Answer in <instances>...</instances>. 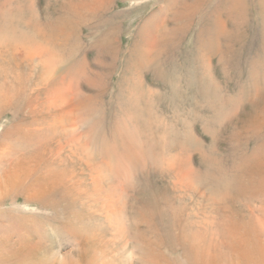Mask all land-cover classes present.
Wrapping results in <instances>:
<instances>
[{
  "label": "rangeland",
  "instance_id": "obj_1",
  "mask_svg": "<svg viewBox=\"0 0 264 264\" xmlns=\"http://www.w3.org/2000/svg\"><path fill=\"white\" fill-rule=\"evenodd\" d=\"M72 1L0 0V264H264V0Z\"/></svg>",
  "mask_w": 264,
  "mask_h": 264
},
{
  "label": "bare ground",
  "instance_id": "obj_2",
  "mask_svg": "<svg viewBox=\"0 0 264 264\" xmlns=\"http://www.w3.org/2000/svg\"><path fill=\"white\" fill-rule=\"evenodd\" d=\"M125 1H128V0H125ZM75 2V1H74ZM73 1L69 3V6H70V10L72 12V15L74 16H82L83 13L86 12V14H91V15H96L98 13H100L105 7H107L108 5V2L109 0H89L88 3H80L78 4L77 3H74ZM196 3H197V0H196ZM86 10V11H85ZM70 12V11H69ZM62 29H65L64 27H62ZM112 32V31H111ZM220 34H222L223 36H227L228 37H232V34L231 33H228L225 29V27L223 26V30L220 31ZM168 41V40H167ZM105 42V41H104ZM102 46V45H101ZM103 46H105V44H103ZM249 128L247 129H251L249 130L250 132H252L253 134H259L262 130H264V105H260L258 109L255 110V113L251 116L250 120H249ZM252 125V126H251ZM248 136V134H247ZM240 139V138H239ZM193 151V150H192ZM189 155V154H188ZM187 156V155H186ZM184 157V156H183ZM214 158V157H213ZM177 160V159H176ZM180 160V159H179ZM243 160V159H241ZM215 161V160H214ZM176 162V161H174ZM241 162V161H240ZM239 162V163H240ZM243 162V161H242ZM248 162L252 163L254 166H251L252 164H248L246 165L241 172H243L244 174V177H249L251 176L250 174H260L261 177L264 178V159H263V162L258 158H255V155L251 158V159H248ZM246 162V164L248 163ZM176 164V163H175ZM244 164V163H243ZM177 165V164H176ZM239 164H237L238 166ZM218 166V165H217ZM234 166V165H233ZM236 166V167H237ZM241 166H244V165H241ZM177 167V166H176ZM175 170L176 168L173 167ZM238 168L240 169V166H238ZM237 169V168H235ZM180 171V170H179ZM238 171V170H237ZM249 171H250V174H249ZM223 172V170H222ZM196 175V173H195ZM193 175V176H195ZM242 175V174H241ZM242 177V176H240ZM243 177V178H244ZM13 179V178H12ZM249 179H251V181H253L255 178H252V177H249ZM186 181V180H185ZM251 183V182H250ZM55 185V184H54ZM238 185V183H237ZM36 186V185H34ZM228 186V185H227ZM50 188V187H49ZM51 189V188H50ZM49 190V189H48ZM195 190V189H194ZM246 190H250V187L247 188ZM229 191V190H228ZM258 224V227L262 230L264 225L263 223L261 222H257ZM263 226V227H261ZM264 231V230H262Z\"/></svg>",
  "mask_w": 264,
  "mask_h": 264
}]
</instances>
